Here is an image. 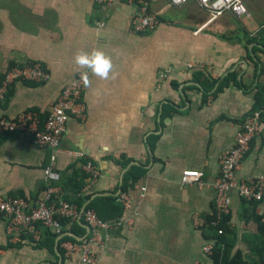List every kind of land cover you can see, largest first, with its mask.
<instances>
[{
  "label": "crops",
  "instance_id": "0c3cea01",
  "mask_svg": "<svg viewBox=\"0 0 264 264\" xmlns=\"http://www.w3.org/2000/svg\"><path fill=\"white\" fill-rule=\"evenodd\" d=\"M244 4L246 17L225 13L212 19L194 2L173 8L159 0L150 12L158 17L174 9L176 19L162 16L155 30L136 34L127 0L110 8L93 0H0V80L7 69L29 63L49 74L42 85L12 84L0 99V118L34 111L44 123L63 89L88 70L74 63L81 50H103L114 66L108 79L91 75L84 97L87 119L68 123L59 152L38 147L27 135H0V198L34 203L44 196L43 173L51 167L61 176L52 184L65 199L84 201L85 209L95 198L119 195L126 173L143 166L141 178L124 192L132 211L122 215L133 217V227L113 230L108 246L95 250L94 264H209L202 253L208 240L192 217L213 215L219 159L258 109L264 90V48L256 50L243 35L241 41L220 37L238 24L253 37L252 30L264 28V0ZM88 163L100 172L97 181L86 173ZM185 170L202 172L205 186L182 185ZM237 178L264 179V122ZM140 188L144 198L138 202ZM231 200L226 251L252 257L254 242L264 241L258 231L264 200L246 202L234 191ZM79 222L76 235L70 231L73 222L64 226L76 241L87 237ZM59 239L52 247L45 235L39 243L12 244L2 218L0 264H74Z\"/></svg>",
  "mask_w": 264,
  "mask_h": 264
},
{
  "label": "built area",
  "instance_id": "2783aa9c",
  "mask_svg": "<svg viewBox=\"0 0 264 264\" xmlns=\"http://www.w3.org/2000/svg\"><path fill=\"white\" fill-rule=\"evenodd\" d=\"M120 0H93L98 7L110 8ZM159 0H127L133 6L132 18L133 32L136 34L152 32L159 25L156 14L150 12V6ZM173 8L182 7L194 2L212 19H217L225 13L237 18L248 15L244 0H165ZM104 27V24H100ZM85 70L83 72H86ZM82 73V72H81ZM79 73L67 85L59 99L52 105L46 121L40 122L39 115L34 111H26L16 118H0V135L19 134L32 138L35 144L43 149L59 152L62 140L67 132L68 123L74 119L85 121L87 119V106L84 100L87 86H85ZM49 80V74L39 63H29L22 66H13L5 72L0 81V99L8 93L12 84L18 81L33 82L42 85ZM89 80L91 73L89 72ZM264 122V108L251 112L242 129L236 134L233 147L224 152L219 159L218 175L212 187L214 190V219L211 222L194 215L193 226L204 229L206 226L217 227L222 219L229 215L232 205L231 194L236 192L237 197L247 202H261L264 200V179L255 181H239L237 173L248 153L252 142L259 136ZM91 181H97L101 174L92 163L85 167ZM44 180L48 186L42 198L34 203L25 198H0V219H6V233L9 242L17 244L25 240L33 243L42 241L43 229L50 231L61 238L64 231V220L70 222L82 221L87 228V237L82 241L64 240L61 248L68 259L74 264H94L96 249H104L111 241L113 230L127 226L133 227V217L123 214L132 211L129 196L119 194L122 205V214L114 220H102L92 209H83L78 204L65 199L62 190L52 183L61 179L59 173L49 167L44 170ZM182 185L205 186L203 173L194 170H185L181 173ZM139 201L144 198V188L139 190ZM135 213H133L134 215ZM222 234L221 229H217ZM214 243L207 241L202 247V253L209 258L213 252ZM195 264H205L198 261Z\"/></svg>",
  "mask_w": 264,
  "mask_h": 264
},
{
  "label": "trees",
  "instance_id": "16d2710c",
  "mask_svg": "<svg viewBox=\"0 0 264 264\" xmlns=\"http://www.w3.org/2000/svg\"><path fill=\"white\" fill-rule=\"evenodd\" d=\"M158 19L161 22L162 16H158ZM241 35H243L247 43L249 44L256 43V47H255L256 50H263L264 38H261L260 36L258 37L256 36L253 38L249 37V34L246 29H243ZM220 37L225 40H232L233 38L235 39L239 38V40L241 41V36H236L232 38L228 35H222ZM233 78H234V74L230 75L228 79L230 80ZM261 91L263 93L262 99L261 102H258L257 104L258 109L257 108L254 109L255 111H260L264 108V90L262 89ZM125 168L127 167L125 166ZM142 174H143V166L142 167L133 166L125 175L124 181L119 188L120 193H124L128 191V189L132 187L133 183L141 178ZM87 199H90V197ZM73 203L78 204L81 208H83L84 206V201L83 202L74 201ZM86 208L94 210L99 218L106 221L117 219L122 214V205L119 201V195H114V194H107L95 198ZM214 217L215 215L213 213V215L208 219V222H211L214 219ZM227 217L228 215L222 219L221 223L218 226V228L222 230V234L217 233V229H218L217 227L215 228L210 225L204 228L203 231L204 237L206 238V240L214 243L213 252L209 257V264H264V252L261 253V251H264L263 240L254 242L256 246L252 254V257L250 256L244 257L240 252L230 254L228 251H226V248L228 246L227 237H226V233L228 232L227 223H226ZM69 222H70L69 220H64L63 221L64 226L67 225ZM76 228H81L79 221L73 222L70 225V231H72L74 235H76L75 234ZM44 231H45L44 235L47 236L48 241H50L52 247L54 244V240L58 236L54 235L48 230L44 229ZM258 231H259V235H261V237L262 236L264 237V224H261L259 226ZM74 235H68L67 231H63V236L59 239V244H61V242L64 240L76 241V237ZM260 246L262 250L259 252Z\"/></svg>",
  "mask_w": 264,
  "mask_h": 264
},
{
  "label": "clouds",
  "instance_id": "9594fccd",
  "mask_svg": "<svg viewBox=\"0 0 264 264\" xmlns=\"http://www.w3.org/2000/svg\"><path fill=\"white\" fill-rule=\"evenodd\" d=\"M74 63L78 69H88L81 73V79L85 86L90 83L89 72L92 76L108 79L113 71L112 58L103 50L93 49L91 52L79 51L74 57Z\"/></svg>",
  "mask_w": 264,
  "mask_h": 264
},
{
  "label": "rangeland",
  "instance_id": "374dc122",
  "mask_svg": "<svg viewBox=\"0 0 264 264\" xmlns=\"http://www.w3.org/2000/svg\"><path fill=\"white\" fill-rule=\"evenodd\" d=\"M159 8H160V6H154L152 9L153 10H158ZM173 10L174 9L169 10V12H167V13L161 15V16H163V18L166 19V20H173L174 21L176 19L177 15H176V11H173ZM243 29H246V28L245 27H242V25L238 24L236 26V28L233 29L234 31L232 30V32H230V33L224 32L223 35H228V36H241ZM247 32L249 34V37H252L253 38V36H251V33L249 31H247ZM251 32H253L255 34L254 37L260 36L261 38H264V28H260L258 30V32L257 31L255 32L253 30Z\"/></svg>",
  "mask_w": 264,
  "mask_h": 264
}]
</instances>
